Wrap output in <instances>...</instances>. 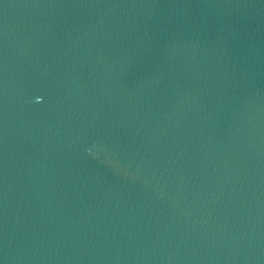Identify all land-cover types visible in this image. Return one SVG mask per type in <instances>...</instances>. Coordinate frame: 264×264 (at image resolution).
Wrapping results in <instances>:
<instances>
[{
	"label": "water",
	"instance_id": "obj_1",
	"mask_svg": "<svg viewBox=\"0 0 264 264\" xmlns=\"http://www.w3.org/2000/svg\"><path fill=\"white\" fill-rule=\"evenodd\" d=\"M0 264H264V0H0Z\"/></svg>",
	"mask_w": 264,
	"mask_h": 264
}]
</instances>
